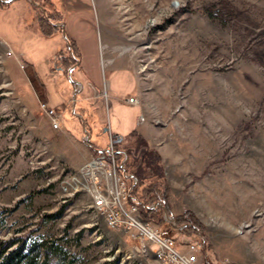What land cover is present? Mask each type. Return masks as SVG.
Masks as SVG:
<instances>
[{"label":"rangeland","instance_id":"374dc122","mask_svg":"<svg viewBox=\"0 0 264 264\" xmlns=\"http://www.w3.org/2000/svg\"><path fill=\"white\" fill-rule=\"evenodd\" d=\"M2 1L0 208L13 210L2 238L33 232L60 241L76 264H160L128 233L106 228L89 208L87 195L62 194L61 182L73 171L59 152L73 150V138L58 135L41 110L46 100H36L30 87L32 68L8 57L12 45L35 66L41 60L42 41L33 29L37 3ZM57 1L78 2L58 11L59 21L68 23L72 14L80 27L77 21L71 27L85 39L95 30L105 68H130L139 83L140 100L126 84L115 99L105 89V119L98 131L89 132L91 139L109 146L116 123L128 126L129 118H141V104L140 122L149 128L146 142L160 156V182L169 190V217L191 216L203 230L201 235L183 232L185 226L175 219L183 227L178 230L165 214L161 222L158 211L152 223L201 243L200 264H264V0ZM45 6L55 9L52 0ZM65 44L57 35L39 48L45 58ZM63 53L72 56L75 66L77 57L66 49ZM105 68L100 70L104 83L111 71ZM50 69L44 74L47 103L66 105L62 128L68 134L75 136L74 124L85 133L72 104L67 105L77 75L63 71L50 78ZM153 181L148 178L146 184ZM62 208L60 217L48 218Z\"/></svg>","mask_w":264,"mask_h":264},{"label":"crops","instance_id":"0c3cea01","mask_svg":"<svg viewBox=\"0 0 264 264\" xmlns=\"http://www.w3.org/2000/svg\"><path fill=\"white\" fill-rule=\"evenodd\" d=\"M54 3V7L57 11L63 12V9H65L66 6H70V8L75 7L76 5H79L78 2H73V3H65L64 1L58 2L57 0H52ZM35 19L33 20L34 22V31L35 35L37 37H40L42 43H39L42 45H46L48 41H52L53 38L57 35H62V38L64 40L65 35L71 39L72 41L75 42L77 45V51H78V58L77 61L79 64L73 69L72 74L77 75V77H74V91H79V94H81V99H79L77 102L79 104H76V118L80 120L81 122L82 119L78 116H81L85 122V133L81 132V129L74 124V133L75 136H72L68 133L69 131L65 130L63 126L64 121H63V112L65 111L66 105L60 104L59 106H55L51 103V107L55 108L56 110L61 111V118H62V124L61 128L57 131V134L62 136V135H67L69 139H72V142L74 143V149L70 152L66 153H60V156L62 157L63 162L66 165V169L69 171H76L82 165H84L94 154V148L98 150H105L107 149L108 146H103L99 143L98 139L97 140H92L91 139V132L95 129L96 131L99 130V127H102L105 119V89L107 90V95H110L113 99H115V96H119L120 89L122 88L121 85H128L130 89L133 91L136 90L138 91V98H139V83L137 76L133 70L127 67H113V66H108L106 68H109L110 75L109 78H107V82L104 83V80L101 77V67L105 68L104 66V61L101 57V46L99 42V38L97 37V33L94 31H91L90 36L87 37L88 39H85L84 34H81L79 31H76L74 28L71 27V23H76L77 18H74L72 14L69 15L68 23L63 22V32H59L55 34L52 37H46L43 35L39 23H38V18L37 14L35 12ZM64 15V14H63ZM78 27H80V22L77 21ZM77 27V28H78ZM98 31V30H97ZM96 31V32H97ZM2 36V35H1ZM62 41V40H61ZM59 46H60V41H59ZM38 47V50L40 51L41 55V60L38 61L37 66H35L31 61H27L23 53H15L13 49L15 48L14 46L12 47L9 46L8 51L11 53L8 57H17L16 59L19 61L20 64H27L32 68L33 71V80L35 83L33 84V81H31V88L32 91L35 95L36 100L39 99H44L46 102L48 101V92H47V81L44 75L46 73L47 68L51 67L50 72L51 75L49 76L50 78L52 77L53 73H62L63 69L62 67H57V65L60 63L59 61V53L64 52L66 49L68 51L67 47V42L65 44V47L61 49V51H58L57 53H52V55H49L47 57H43L42 53L43 50ZM13 48V49H12ZM16 51V50H15ZM32 60V59H31ZM61 65V64H60ZM72 68V67H71ZM70 68V69H71ZM105 68V69H106ZM69 69V70H70ZM44 72V73H43ZM63 74V73H62ZM69 74V71H68ZM122 75H125V78L121 77ZM70 75V74H69ZM81 80V81H80ZM28 81L30 83V80L28 78ZM125 81V82H123ZM122 85V86H123ZM43 96V97H42ZM109 98V97H108ZM140 100V98L138 99ZM73 100L70 99L68 100V106L69 104L73 106ZM112 103V101H111ZM140 105V116H144V108L141 104ZM80 110V111H79ZM78 111V112H77ZM65 113V112H64ZM124 120V118L122 119ZM128 126L123 125V122H118L116 123V134L112 135V137H122L123 140H127V137L130 136L133 132L139 133L145 140L148 141V134H149V128L145 123L140 122V117L138 118H129L128 120ZM124 128H128L129 131H123ZM107 131V130H106ZM86 132L89 134L90 142L93 143L90 144L91 146H88L84 143V140L86 139ZM127 132V133H125ZM72 138H70V137ZM89 142V143H90ZM57 151H60V149H56ZM63 155V156H62Z\"/></svg>","mask_w":264,"mask_h":264},{"label":"trees","instance_id":"16d2710c","mask_svg":"<svg viewBox=\"0 0 264 264\" xmlns=\"http://www.w3.org/2000/svg\"><path fill=\"white\" fill-rule=\"evenodd\" d=\"M33 1L37 3V18L43 35L52 37L59 32H63V25L59 21L61 20L59 12L45 6V2H50V0ZM55 15L58 17H55ZM65 39L70 46L68 51L78 58V49L75 42L67 36ZM58 58L65 73H68L76 62L72 56H68L63 52L59 53ZM90 144L93 145L91 142ZM114 150L116 160L119 162L125 161L127 174L134 175L138 180V186L133 188L130 199L131 201H138L142 217L150 220L152 214L158 211L160 221L164 223V209L168 215L173 216L168 197V187L160 182L163 178V169L159 154L151 149L146 140L137 132L130 134L125 141L122 137H114ZM98 154L94 152L95 156ZM148 178L155 179V181L147 185L146 179ZM138 188H141V197H138ZM155 204H157V207L152 210ZM63 211L64 208L58 214L48 216V218L56 219L60 217ZM12 212V209L0 208V264H76L78 262L65 244L57 240H44L40 236H34L33 232L3 239L2 234L8 228L7 218ZM175 219L178 226H185L183 232L201 235L203 230L201 224L193 217L181 215L176 216ZM17 233H20V231ZM207 244H204V249H206Z\"/></svg>","mask_w":264,"mask_h":264},{"label":"built area","instance_id":"2783aa9c","mask_svg":"<svg viewBox=\"0 0 264 264\" xmlns=\"http://www.w3.org/2000/svg\"><path fill=\"white\" fill-rule=\"evenodd\" d=\"M11 55V53H8ZM131 104L137 100L130 98ZM55 130L61 128V115L47 102L40 104ZM140 121H144L143 116ZM109 152L91 157L78 170L67 174L61 182L64 195L84 194L90 209L108 229H120L140 242L141 250L151 253L160 264H200L202 244L189 237L173 236L160 230L151 220H145L137 200L131 201L132 183L120 170L115 158L114 138Z\"/></svg>","mask_w":264,"mask_h":264},{"label":"water","instance_id":"95a60500","mask_svg":"<svg viewBox=\"0 0 264 264\" xmlns=\"http://www.w3.org/2000/svg\"><path fill=\"white\" fill-rule=\"evenodd\" d=\"M1 1H2V0H1ZM13 1H15V0H6V1H2V3H3V4H9V3L13 2ZM33 3H34V2H33ZM34 4H35V3H34ZM35 5H36V4H35ZM63 35H64L65 38H66L65 33H63ZM78 64H79V62L77 61L76 65L73 66V67L69 70V74L72 73L73 69H74ZM77 94H79V91H76L75 94H74V98H73V106H72V112H73V114H76L75 111H76V104H77V101H76ZM78 117H80V118L82 119V121H83V127H84V130L86 131V129H85V122H84L83 118H82L81 116H78ZM89 142H90L89 134L86 132V139L84 140V143H85L86 145H88V146H91ZM94 151H96L97 153H104V152H109V149L98 150V149L94 148ZM123 153L125 154V152H123ZM119 167H120V170L123 172V174H124L128 179L134 181V182H133V185H132V189L135 188V186L138 185V180L134 177V175H129V174H127V171H126V169H125V161H123V162L120 164ZM156 207H157V204H156L155 208H156ZM161 207L164 209L163 206H161ZM155 208H154V209H155ZM164 214H165V218L168 220V222H169V223H173L174 226H175L178 230H181V229L183 228V227H178V226L176 225V221H175V219L170 218L169 215H168V213H167V211H166L165 209H164Z\"/></svg>","mask_w":264,"mask_h":264},{"label":"bare ground","instance_id":"6f19581e","mask_svg":"<svg viewBox=\"0 0 264 264\" xmlns=\"http://www.w3.org/2000/svg\"><path fill=\"white\" fill-rule=\"evenodd\" d=\"M114 10V9H113ZM132 14V13H131ZM157 17V16H156Z\"/></svg>","mask_w":264,"mask_h":264}]
</instances>
